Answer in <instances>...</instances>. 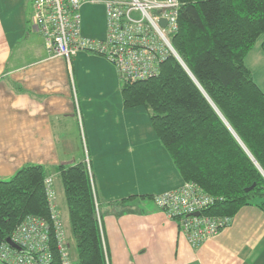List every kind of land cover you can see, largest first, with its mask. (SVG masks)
<instances>
[{"label": "crops", "instance_id": "obj_1", "mask_svg": "<svg viewBox=\"0 0 264 264\" xmlns=\"http://www.w3.org/2000/svg\"><path fill=\"white\" fill-rule=\"evenodd\" d=\"M33 1L0 0V179L41 164L57 194V167L86 154L107 264H264V211L256 204L198 248L181 233L154 199L184 179L148 110L125 106L122 79L104 56L79 52L71 63L52 56L32 26ZM82 18L84 35L105 38L104 5H85ZM263 39L246 64L264 90Z\"/></svg>", "mask_w": 264, "mask_h": 264}, {"label": "trees", "instance_id": "obj_2", "mask_svg": "<svg viewBox=\"0 0 264 264\" xmlns=\"http://www.w3.org/2000/svg\"><path fill=\"white\" fill-rule=\"evenodd\" d=\"M180 3L171 42L182 62L171 55L157 76L122 80L125 106L148 110L184 181L222 198L205 213L234 216L248 204L264 211V90L246 64L264 35V0ZM57 173L68 207V249H77L79 264H107L92 170L84 160L59 165ZM47 176L44 165L27 164L0 179V245L26 216L50 218ZM51 237L50 264H62Z\"/></svg>", "mask_w": 264, "mask_h": 264}, {"label": "built area", "instance_id": "obj_3", "mask_svg": "<svg viewBox=\"0 0 264 264\" xmlns=\"http://www.w3.org/2000/svg\"><path fill=\"white\" fill-rule=\"evenodd\" d=\"M87 4L105 7L103 39L83 34L82 10ZM180 6V0H34L32 26L42 32L52 56H63L71 63L79 52L98 54L115 66L122 80L134 82L157 76L168 57H177L171 36L179 30ZM53 186L52 177H47L50 218L26 216L10 237L16 246L8 241L0 245L2 263L50 264L53 233L62 264H74ZM154 199L195 248L233 221V216L205 213L222 198L206 193L195 182L184 181Z\"/></svg>", "mask_w": 264, "mask_h": 264}, {"label": "rangeland", "instance_id": "obj_4", "mask_svg": "<svg viewBox=\"0 0 264 264\" xmlns=\"http://www.w3.org/2000/svg\"><path fill=\"white\" fill-rule=\"evenodd\" d=\"M83 160H86L87 161L88 168H90L92 170L91 163H90V159H89L88 156H86V154L84 155ZM55 184H56V187L58 188V192H59V193H57V195L59 197L60 206H61V208H60L61 216H62V220H63L64 225H65V229H67L66 230V235H67V232H69V228H70V224H69V214H68V207H67V203H66L65 194H64V191H63V187H62L63 186L62 185V180H61L60 177H57L56 178ZM72 246H74V245H72ZM69 251L71 253V256H72V259H73V263L74 264H79L77 249L76 248L75 249L74 248H70Z\"/></svg>", "mask_w": 264, "mask_h": 264}, {"label": "water", "instance_id": "obj_5", "mask_svg": "<svg viewBox=\"0 0 264 264\" xmlns=\"http://www.w3.org/2000/svg\"><path fill=\"white\" fill-rule=\"evenodd\" d=\"M161 23H162L163 26H165V25L167 24V21H166L165 19H163V20L161 21ZM177 57H178V59L182 62V60H181V58H180V56H179L178 54H177ZM253 187H254V185H253L252 187L247 188V191H249V190L252 189ZM8 242H9L11 245L16 246L10 238L8 239Z\"/></svg>", "mask_w": 264, "mask_h": 264}]
</instances>
